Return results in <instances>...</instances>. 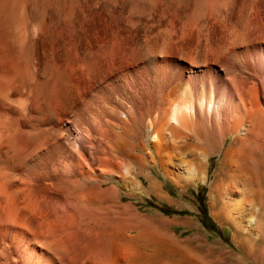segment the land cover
I'll use <instances>...</instances> for the list:
<instances>
[{
  "label": "bare ground",
  "instance_id": "1",
  "mask_svg": "<svg viewBox=\"0 0 264 264\" xmlns=\"http://www.w3.org/2000/svg\"><path fill=\"white\" fill-rule=\"evenodd\" d=\"M154 169L262 262L264 0H0V264H231Z\"/></svg>",
  "mask_w": 264,
  "mask_h": 264
},
{
  "label": "rangeland",
  "instance_id": "2",
  "mask_svg": "<svg viewBox=\"0 0 264 264\" xmlns=\"http://www.w3.org/2000/svg\"><path fill=\"white\" fill-rule=\"evenodd\" d=\"M158 170L154 169V173L161 176ZM163 178L161 176V181L165 183L164 189L176 204L159 200L154 196L149 197L143 193H138L135 199L138 201L137 205L141 207L140 209L143 212L167 218L189 219L193 225L192 228H186L185 226L173 228L180 236L188 237L201 233L209 242L215 244L216 248H219L221 245L231 250L232 253L234 252L231 264H255V261L238 247L239 238L235 236L234 227L230 223L217 220L211 214L207 185L199 184L197 187L192 186L185 192H181V189L172 181ZM127 199L132 200L131 198ZM178 204L185 206L179 207ZM261 259L259 257V260ZM239 260H243L244 262L242 261L241 263ZM261 261L263 263H256L264 264V256Z\"/></svg>",
  "mask_w": 264,
  "mask_h": 264
}]
</instances>
